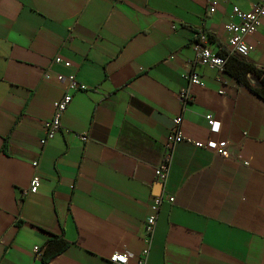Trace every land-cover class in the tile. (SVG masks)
I'll list each match as a JSON object with an SVG mask.
<instances>
[{
  "label": "crops",
  "instance_id": "obj_1",
  "mask_svg": "<svg viewBox=\"0 0 264 264\" xmlns=\"http://www.w3.org/2000/svg\"><path fill=\"white\" fill-rule=\"evenodd\" d=\"M259 1L0 0V264H115L123 252L128 264H264V100L192 63L197 34L226 52L233 7ZM246 42V60L264 68V19ZM193 70L202 86L189 83ZM56 74L85 89L42 146L66 87ZM175 116L183 140L156 193ZM220 141L227 159L210 146ZM35 172L39 188L25 195ZM158 195L174 201L147 245Z\"/></svg>",
  "mask_w": 264,
  "mask_h": 264
},
{
  "label": "built area",
  "instance_id": "obj_2",
  "mask_svg": "<svg viewBox=\"0 0 264 264\" xmlns=\"http://www.w3.org/2000/svg\"><path fill=\"white\" fill-rule=\"evenodd\" d=\"M207 10L209 14H212L215 12V7L209 5ZM230 19V22L226 24V31L228 33L226 53L228 55L237 54L241 57H247L253 51V47L246 42V37L256 31V29L261 25L262 19H264V0H260L259 2L255 3L251 11L248 12L241 11L238 7H233ZM233 19H236L237 21L234 22L232 21ZM208 44L209 39L205 33L201 32L197 34L193 43V65L195 66L196 64H199L208 69L223 73L227 56L225 57L221 54L213 53L210 50ZM51 77L52 75L49 70H47L43 75L45 80H50ZM54 78L58 82H64L66 87L61 97L53 103L52 117L44 122V138L41 140L42 146H44L48 140L52 139L57 133L61 131V118L72 100V94L75 91H82L85 89V86L77 81L75 75L63 76L56 74L54 75ZM187 79L191 85L202 86V81L194 70L188 74ZM179 99L182 104L190 101L191 95L189 91L187 89L182 90L179 95ZM206 120L210 126H213V120L210 115L206 116ZM181 121L182 119L180 116H175L173 118L170 135L165 146L163 161L155 170L156 180L162 186L166 183L169 175V163L173 148L177 143H180L183 140V137L180 133ZM79 138L82 141H86L87 139V137L84 135H81ZM210 146L220 157L224 159L229 158L230 154L228 145L225 141H220L216 144H210ZM32 167L36 170L38 167V162L33 161ZM39 185L40 177L35 172L29 182L28 188L23 191V194H35L39 188ZM164 200L169 203H173L174 198L172 196L164 198V196L158 195L153 198V202L150 205V213L143 225L147 245H149L152 240L159 208ZM147 254L148 248L143 250L142 257H146ZM131 256L132 255L127 252L114 253L108 257V260L115 264H128Z\"/></svg>",
  "mask_w": 264,
  "mask_h": 264
},
{
  "label": "trees",
  "instance_id": "obj_3",
  "mask_svg": "<svg viewBox=\"0 0 264 264\" xmlns=\"http://www.w3.org/2000/svg\"><path fill=\"white\" fill-rule=\"evenodd\" d=\"M221 55L227 56L224 72L232 77L239 85L246 87L261 100H264V68L258 67L237 54ZM248 75L255 76L260 81L259 87H253L248 81Z\"/></svg>",
  "mask_w": 264,
  "mask_h": 264
},
{
  "label": "water",
  "instance_id": "obj_4",
  "mask_svg": "<svg viewBox=\"0 0 264 264\" xmlns=\"http://www.w3.org/2000/svg\"><path fill=\"white\" fill-rule=\"evenodd\" d=\"M162 185L160 183H157L156 186L154 187L156 193H159L160 189H161Z\"/></svg>",
  "mask_w": 264,
  "mask_h": 264
}]
</instances>
